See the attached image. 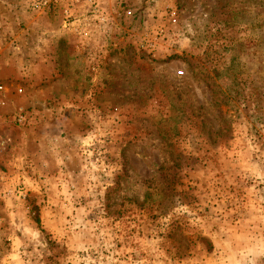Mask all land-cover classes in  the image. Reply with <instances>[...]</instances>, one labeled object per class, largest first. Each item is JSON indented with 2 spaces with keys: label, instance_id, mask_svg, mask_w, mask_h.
I'll return each mask as SVG.
<instances>
[{
  "label": "rangeland",
  "instance_id": "1",
  "mask_svg": "<svg viewBox=\"0 0 264 264\" xmlns=\"http://www.w3.org/2000/svg\"><path fill=\"white\" fill-rule=\"evenodd\" d=\"M94 1L0 0V264H219L264 217V0Z\"/></svg>",
  "mask_w": 264,
  "mask_h": 264
},
{
  "label": "crops",
  "instance_id": "2",
  "mask_svg": "<svg viewBox=\"0 0 264 264\" xmlns=\"http://www.w3.org/2000/svg\"><path fill=\"white\" fill-rule=\"evenodd\" d=\"M261 218L248 227L244 223L241 226L244 231L235 236V243L220 241L219 264H264V217Z\"/></svg>",
  "mask_w": 264,
  "mask_h": 264
},
{
  "label": "built area",
  "instance_id": "3",
  "mask_svg": "<svg viewBox=\"0 0 264 264\" xmlns=\"http://www.w3.org/2000/svg\"><path fill=\"white\" fill-rule=\"evenodd\" d=\"M53 1H56V0H34V5L33 7L35 9L37 8H45L47 7L49 4H51ZM75 2H79V1H82V0H73ZM84 2H86L89 7L91 8V12L96 16V17H100L101 16V11L100 9L98 8L97 4L95 3L94 0H84ZM179 74H182V73H179Z\"/></svg>",
  "mask_w": 264,
  "mask_h": 264
}]
</instances>
